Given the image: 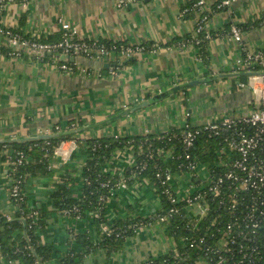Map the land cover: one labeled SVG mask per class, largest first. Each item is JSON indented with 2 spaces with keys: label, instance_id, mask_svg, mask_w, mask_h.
I'll list each match as a JSON object with an SVG mask.
<instances>
[{
  "label": "crops",
  "instance_id": "0c3cea01",
  "mask_svg": "<svg viewBox=\"0 0 264 264\" xmlns=\"http://www.w3.org/2000/svg\"><path fill=\"white\" fill-rule=\"evenodd\" d=\"M192 1L196 0H136L123 7L117 0L10 3L1 24L22 34L57 36L62 19L77 30L78 37L145 45L146 50L131 63L119 57L104 61L77 57V70L70 72L60 69L54 60L9 56L8 40L0 35V142L41 139L56 128L81 139L158 134L186 123L198 126L226 115L248 113L255 101L247 84L250 73L238 70L236 60L243 54L242 47L264 49V0H235L215 12L211 9L217 0H208L211 38L202 52L192 42L200 16L195 8L189 11ZM249 23L253 24L242 28L241 44L225 33L231 24ZM154 45H158L156 52L152 51ZM117 65L121 69L114 76L110 71ZM164 92L169 94L157 98ZM87 156V148L77 139L64 140L50 159L51 173L32 177L25 185L28 208L45 214V225L37 234L55 251L46 264H57L58 257L67 252L83 255L76 257L75 264H139L176 247L162 224L155 223L139 228L135 236L127 238L123 251L110 258L103 249L86 250L85 239H99L92 217L65 214L55 208L51 195L56 183L69 175L77 179L75 195H81ZM132 163L129 148L117 149L104 170L123 171ZM9 165L0 162V212L12 217L17 208L10 199ZM170 181L171 186L178 185V180ZM182 183L186 188V181ZM181 193L178 191L183 196ZM161 206L155 187L145 182L117 189L106 211L114 220L152 215ZM185 211L189 217L197 214L195 205ZM83 233L82 244L75 235Z\"/></svg>",
  "mask_w": 264,
  "mask_h": 264
},
{
  "label": "trees",
  "instance_id": "16d2710c",
  "mask_svg": "<svg viewBox=\"0 0 264 264\" xmlns=\"http://www.w3.org/2000/svg\"><path fill=\"white\" fill-rule=\"evenodd\" d=\"M194 3L192 1L189 4V11L194 10ZM214 8L213 5L211 11H217ZM4 11L5 9L0 10V19ZM211 11L207 12L209 17ZM252 24L238 26L248 28ZM231 25L226 28V31ZM0 27H4L1 20ZM12 29L18 31L15 28ZM62 33L61 29L59 35L47 38L23 35L38 41L54 42L61 39ZM204 35V32H200L193 36L194 39L201 40L198 45L201 52L207 42ZM212 36H214L213 33ZM105 42L126 44L123 41ZM0 50L2 51V47ZM9 51L10 47L7 53ZM23 54L24 59H33L28 53L23 52ZM125 59L127 63H131L137 57ZM44 60H54L58 66L67 64L71 68L68 70L70 72L77 70L76 61H70V58L61 59V55L56 53L47 54L41 59V61ZM113 68L121 69L118 65ZM255 69H259V66ZM187 124L189 127L184 125L158 134L87 139L75 138L72 133H60L56 128L46 138L0 142V162L10 164L11 188L19 187L17 195L10 194V199L17 208L16 214L10 217L0 212V264L3 262L46 264L53 257L55 252L53 248L44 244L37 234V229L45 225V214L37 209L28 208L25 185L32 177L51 173L50 159L55 149L61 142L72 137L88 150L87 160L81 173L83 183L81 195H75L77 179L74 175H69L62 182L56 183L51 198L55 208L67 215L77 218L92 217V225L99 239L91 241V238H87L86 240L84 233L75 235V239L82 240V244L85 239L84 245L87 251L95 248L103 249L107 258H110L114 253L123 251L127 238L135 236L139 228L161 223L166 235L175 240L176 247L139 264H216L220 260L222 264H264V225L254 233L251 227L253 221L251 217H248L254 204L252 196L257 193L256 191H238L240 203L235 210L232 205V196L235 194L236 184L230 182L223 184L226 203L221 206L218 204L220 195L207 191V188L201 189L200 192L205 194L210 206L208 214L201 218L198 215L195 217L187 215L185 208L188 202L186 203L185 199L180 202L173 201L178 190L176 186H171V181L167 177L168 172L173 173L174 179L186 181L187 187H183L185 193L192 184H195L197 188L201 180L200 178L191 179L189 175L192 171L190 167L192 160L207 165L206 168L210 171L223 173L226 167L219 165L220 156H223L219 152L228 144L225 140L227 135L236 129L229 128L220 136H214L209 135L203 125L192 127L190 123ZM190 128L197 130L198 134L193 145L188 147L184 143V138ZM123 148L130 149L133 155L132 165L124 168L123 171L105 172L104 165L111 162L117 149ZM167 152L171 153L172 158H167ZM145 182L155 187L156 194L161 197V208L148 216L137 215L111 220L107 216L106 206L109 198L116 194L117 189ZM194 186L190 188L193 195L197 193ZM222 239L226 240L225 245H221ZM82 256L81 253L67 252L58 257L57 264H75L76 257Z\"/></svg>",
  "mask_w": 264,
  "mask_h": 264
},
{
  "label": "built area",
  "instance_id": "2783aa9c",
  "mask_svg": "<svg viewBox=\"0 0 264 264\" xmlns=\"http://www.w3.org/2000/svg\"><path fill=\"white\" fill-rule=\"evenodd\" d=\"M31 0H0V10L13 2H21L26 6ZM136 0H117L119 7H123ZM235 0H217L214 4V10L220 11L225 7H229ZM208 0H196L193 4L194 8L199 13L194 34L204 32L205 40L211 38L210 31L207 29L208 21L210 20L209 9L207 7ZM61 29L63 31L61 39L54 42H43L34 40L24 36L22 33L15 31L10 27H0V35L8 40L10 47L9 56L14 58L24 57L23 52L35 59L41 61L42 57L47 54L68 55L76 57H84L87 59H101L110 60L113 57L121 59L133 58L141 55L145 50L143 45H129V44H107L105 41L99 39H87L78 37L77 30L66 21L60 19ZM228 37L232 38L238 43L243 41L242 27L232 24L230 29L225 32ZM194 36V37H195ZM118 42V41H116ZM195 45H199L201 40L193 39ZM158 45H154L153 52H156ZM243 54L237 58L236 65L238 70H245L250 73L248 86L254 93L255 101L252 103L250 111L246 114L226 115L219 120L210 121L203 126L208 130L209 135L220 136L229 128L235 129L231 134L227 135L225 140L227 145L221 150V161L219 165L226 167L223 173L210 171L207 165H202L200 162L193 161L190 163L192 168L189 174L191 179H201L200 184L196 188L192 184L190 188L197 189L195 195L192 194L191 189L187 188L184 191L182 181H178L176 188L181 191L183 188L184 195L178 194L173 201L180 202L185 199L188 205H195L197 214L200 218L208 214L209 204L205 194L201 193V189L207 188V191H212L215 195H220L218 204L225 205V186L224 183L230 182L236 184L235 194L232 196V205L235 210L240 203L238 198V191H256L252 196L253 206L248 214L253 223L251 225L252 232L256 233L257 229L264 225V49L249 51L242 47ZM1 52V50H0ZM259 66V69H255ZM62 70H71L67 64L59 65ZM119 69L112 68L110 73L114 76L118 75ZM185 126L189 127L186 123ZM194 125H192L193 127ZM199 126V125H198ZM238 126V127H237ZM198 131L189 129L184 138V143L189 147L192 146ZM171 153L167 152V158H172ZM204 167V168H203ZM197 176V177H196ZM168 180H173V173L171 171L167 174ZM215 179V180H213ZM124 187V186H123ZM19 187L11 188L10 194L17 195ZM76 209V208H75ZM77 210V209H76ZM258 213V214H256ZM226 240H221V245H225ZM200 264V263H197ZM216 264H222V260Z\"/></svg>",
  "mask_w": 264,
  "mask_h": 264
},
{
  "label": "water",
  "instance_id": "95a60500",
  "mask_svg": "<svg viewBox=\"0 0 264 264\" xmlns=\"http://www.w3.org/2000/svg\"><path fill=\"white\" fill-rule=\"evenodd\" d=\"M139 56H141V55H138L137 57L139 58ZM65 58H70V61H71V60H72V61L75 60L74 56L61 55V59H65ZM245 74H249V72H248V73H245ZM177 88H178V87L174 88L173 90H176ZM168 94H169L168 92H164L163 94L157 96V98L160 97V96H166V95H168ZM44 137H46V135H42L40 138H44Z\"/></svg>",
  "mask_w": 264,
  "mask_h": 264
},
{
  "label": "rangeland",
  "instance_id": "374dc122",
  "mask_svg": "<svg viewBox=\"0 0 264 264\" xmlns=\"http://www.w3.org/2000/svg\"><path fill=\"white\" fill-rule=\"evenodd\" d=\"M182 185H183V184H182ZM181 191H182V193H183V194H182V193H181V194L184 195L185 193H184V191H183V188L181 189ZM188 206H189V205H188Z\"/></svg>",
  "mask_w": 264,
  "mask_h": 264
}]
</instances>
